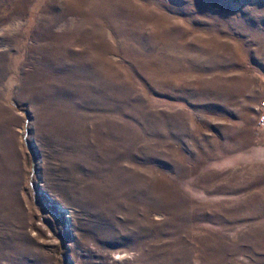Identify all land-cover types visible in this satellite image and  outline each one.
Instances as JSON below:
<instances>
[{
  "label": "rangeland",
  "instance_id": "obj_1",
  "mask_svg": "<svg viewBox=\"0 0 264 264\" xmlns=\"http://www.w3.org/2000/svg\"><path fill=\"white\" fill-rule=\"evenodd\" d=\"M264 0H0V264H264Z\"/></svg>",
  "mask_w": 264,
  "mask_h": 264
},
{
  "label": "built area",
  "instance_id": "obj_2",
  "mask_svg": "<svg viewBox=\"0 0 264 264\" xmlns=\"http://www.w3.org/2000/svg\"><path fill=\"white\" fill-rule=\"evenodd\" d=\"M257 112H258L257 125H261V123L264 122V99L258 103Z\"/></svg>",
  "mask_w": 264,
  "mask_h": 264
}]
</instances>
